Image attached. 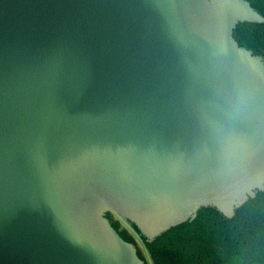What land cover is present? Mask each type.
<instances>
[{
	"label": "water",
	"instance_id": "water-1",
	"mask_svg": "<svg viewBox=\"0 0 264 264\" xmlns=\"http://www.w3.org/2000/svg\"><path fill=\"white\" fill-rule=\"evenodd\" d=\"M246 0H0V264H154L146 243L264 192Z\"/></svg>",
	"mask_w": 264,
	"mask_h": 264
},
{
	"label": "trees",
	"instance_id": "trees-1",
	"mask_svg": "<svg viewBox=\"0 0 264 264\" xmlns=\"http://www.w3.org/2000/svg\"><path fill=\"white\" fill-rule=\"evenodd\" d=\"M246 1L264 17V0ZM234 38L241 47L264 57V24H240ZM106 217L148 264L138 241L112 214ZM133 226L146 243L154 264H264V192H258L232 219L214 208H204L194 221L172 228L154 242Z\"/></svg>",
	"mask_w": 264,
	"mask_h": 264
}]
</instances>
